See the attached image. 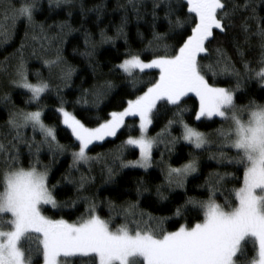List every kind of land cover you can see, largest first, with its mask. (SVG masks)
Listing matches in <instances>:
<instances>
[{
	"label": "snow or ice",
	"instance_id": "snow-or-ice-1",
	"mask_svg": "<svg viewBox=\"0 0 264 264\" xmlns=\"http://www.w3.org/2000/svg\"><path fill=\"white\" fill-rule=\"evenodd\" d=\"M142 3L143 0H127L122 7L130 8L140 19ZM39 4L40 0H18L17 6L13 0H0V46L14 39L20 21L28 26L34 25ZM78 6L82 19L86 20L82 0ZM75 7L76 0H48L50 11L64 8L69 18ZM102 7L98 5L93 9L98 18ZM161 8L163 17L157 12ZM261 13H264V0H153L150 15L156 51H152L147 60L142 59L143 53L129 51L115 66L133 89L143 76L153 75L148 70H157L155 78L140 89L141 94L128 99L122 110L109 112L102 122L97 118L94 127L86 126L67 110L63 98L55 109L63 129L73 138L72 147L76 149L71 152L70 167L88 165L90 170L93 162L99 163L109 180L114 175L115 166L145 171L151 168L153 149L158 143L170 145L169 151L174 150L178 141L190 145L193 150H209L206 148L211 144L208 134L184 122L185 98L190 95L199 99L195 113L197 121L219 118L227 124V128L216 130L219 146L209 159L230 170L210 174L204 186L207 199L186 196L168 218L158 219L143 212L137 214V206L129 204L120 213L125 222L114 225L111 211L115 205L109 201V219L102 218L95 200L83 195L86 183L90 182L83 175L78 182L67 180L69 184L76 183V198L59 201L56 195L59 182L50 184L49 169L41 167L40 161L44 147L53 155L66 150L57 139L56 125L46 124L43 120L41 98L50 91V83L38 71L33 73L35 83L29 79L23 42L13 54L14 63H9L5 57V61L0 62V88L25 90L29 94L26 104H36L37 109L25 111L13 107L4 125L6 131L0 132V264H264V103L255 99H249L245 105L236 103V94L242 91L244 81L255 79L264 89V15ZM161 19L166 23V33L155 31ZM127 22L125 15L116 29L117 38L124 35ZM56 27L60 31L53 39H59L61 43L65 35L76 31L67 20ZM43 28L41 25L42 32ZM236 29L245 44H249L253 37L258 38L256 66L244 59L239 45L237 52L241 57L243 75L222 48L215 49V64L204 63L210 59V41L220 37L227 40L229 33ZM170 35L177 40L175 45L165 42ZM84 36L85 45L91 43L94 50L90 34L85 31ZM44 39L49 38L45 36ZM100 42H113V37L101 29ZM152 48L153 43L149 42V50ZM85 54L91 56L93 52ZM44 63L51 71L53 66L60 65L61 60L58 56L56 60ZM71 75L72 70L67 69L61 78L67 81ZM219 75L236 77L235 86H218ZM114 87L111 81H105L94 90V106L98 107ZM0 101L11 103L6 90L0 93ZM77 103L86 106V95ZM163 112H171L172 118L156 137H150L149 128ZM129 117H138L139 135L129 134L110 153L112 166L104 154L89 155L92 145L115 138ZM175 125L180 127L179 137L171 135ZM29 128L33 134L30 138L25 135ZM37 133L42 137L39 142L36 141ZM21 145L27 149V166ZM131 149H138V160L123 158ZM161 157L163 159V153ZM189 157L179 167L169 164L162 169L163 185L156 186L161 200L168 199L161 192L162 187L168 191L182 189L186 192L188 178L199 171L198 157L192 152ZM226 180L237 183L238 187L230 190L232 199L225 198L220 204L217 202V188ZM146 191L143 182H138L137 196ZM81 200L87 204L86 215L75 221L64 219V209L74 208ZM189 206L199 210L195 222L179 223L174 230L164 227L166 220L185 217Z\"/></svg>",
	"mask_w": 264,
	"mask_h": 264
},
{
	"label": "trees",
	"instance_id": "trees-1",
	"mask_svg": "<svg viewBox=\"0 0 264 264\" xmlns=\"http://www.w3.org/2000/svg\"><path fill=\"white\" fill-rule=\"evenodd\" d=\"M17 3L18 0H13ZM153 0H143L141 4L140 19H137L136 13L130 8L122 7L126 5L127 0H82L84 11L87 13V19L83 20L79 4L81 0H76L77 7L72 9L71 18L68 17L67 11L64 8L50 11L48 8V0H40L39 9L35 13V23L28 26L24 21H20L15 32L14 39L9 44L0 46V62L5 61L8 57L9 63L15 62L17 49L20 48L21 42L25 47L23 55L27 61L29 69V79L36 82L33 75L35 72H40L41 75L50 83V91L45 93L41 98L44 105L43 120L46 124L56 125L57 139L60 144L66 146L63 153L55 155L50 154L47 147H44L40 153L41 167L47 166L49 169L50 184L59 186L56 190L57 199L61 202L71 201L76 198L75 191L76 183H67L68 179L78 182L83 175L90 182L86 183L83 195L89 196L95 200L97 204L98 214L104 219H109L110 209L108 202L111 201L115 205V209L111 211L113 224L119 225L125 222V217L120 214L122 210L127 208L129 204H135L137 214L140 212L151 214L154 218L172 217L173 209L182 204L186 196L194 197L198 200L207 199L205 195V184L209 181L210 174L217 172L223 173L229 171L227 167L218 165L216 160L209 159V156L217 151L219 145L206 147L209 150H193L190 145H186L183 141H178L174 150L169 151L170 145L166 143H158L153 149V165L147 171L140 168H123L114 167V175L111 180L108 179L106 170L99 163H92L89 170L88 165H80L77 168H71L72 158L71 152L76 150L72 147L73 138L63 129L60 124L58 113L55 109L59 106L60 98H63L65 108L73 112L86 126H96L97 118L102 122L107 118V114L111 111L122 110L126 106L125 102L128 99H134L136 95L141 94L140 89L148 81L155 78L157 70H148L153 75H145L138 81L135 89L132 88L128 80H126L116 69V65L121 63L125 54L129 51L143 53L142 59L147 60L152 51H156V41L153 40L152 11ZM239 2V0H237ZM98 5L103 7L99 10L98 18L96 9ZM158 14L163 17V8L157 10ZM127 16L128 22L124 25V35L116 37V29L121 25L122 18ZM264 15V13H261ZM68 21L73 29L69 35L63 37L64 42L59 39H53L60 31L56 27L59 23ZM43 25V32L40 26ZM106 31V34L113 37V42L101 43L100 31ZM87 31L90 34V41L95 44L94 50L92 44L85 45L84 33ZM155 31L157 33H166V23L161 19L157 22ZM67 32V29H65ZM27 33V36H25ZM47 36L49 39H44ZM35 37V38H34ZM235 37V40H233ZM127 41V43L125 42ZM149 42L153 43V48L149 50ZM169 45H175L176 39L170 35L165 41ZM237 45L240 51L244 53V59L251 61L252 66H256L258 58V38L253 37L249 44L244 43L243 36L236 29L229 33V38L225 40L220 37L210 41L209 60L204 63L215 64L217 56L216 48H222L236 69L243 75V66L241 57L237 52ZM92 51L91 56L86 55V52ZM35 53V54H33ZM59 56L61 63L59 66H53L51 71L45 66V61L56 60ZM72 70L70 79L65 81L62 79L64 71ZM209 79L211 77L209 76ZM236 77L228 75H219L216 83L221 87H234ZM105 81H111L115 87L104 97L102 103L98 107L94 106V96L92 93L98 89ZM7 91L11 103L0 101V132L6 131L4 127L7 120L8 112L13 107L16 109H24L25 111H34L37 109L36 104H26L29 94L23 89L16 88H0V93ZM87 98V105L77 103L82 96ZM187 103L184 105L186 111L183 114L184 122L191 127L203 133H212L221 128L222 123L219 118L213 120L195 119V113L198 111L199 101L194 95L185 98ZM249 99H255L258 103H264V89H261L255 79L243 82V89L236 94V103L245 105ZM172 118L171 112H163L160 118L153 121L149 129L148 135L156 137L167 123L168 119ZM138 117H129L125 122V127L122 128L115 138H108L102 144H94L89 150V155L96 156L104 154L107 158L109 166H112L111 152H114L117 146L126 140L129 134L139 135ZM25 135L31 137V129L25 130ZM172 137L180 136V127L175 125L171 129ZM42 139L39 133L36 134V141ZM170 139V138H169ZM21 150L24 157V164L27 166V149L21 145ZM227 151V149H225ZM198 157L199 171L195 176L190 178L186 185V192L182 189L168 191L166 187L161 188V192L168 197L167 200H161L156 193V186L163 185L164 175L162 169L166 165L179 167L188 161L189 153ZM163 153V159L161 157ZM232 155L231 152L228 153ZM123 158L127 160H138V149H131L125 152ZM118 164V162H117ZM214 178V177H213ZM138 182H143L148 191L141 196H137L136 188ZM238 187L237 183L226 180L222 186L217 188V202L224 203L225 198L232 199L230 190ZM87 204L81 200L76 203L74 208L64 209L63 218L70 221H75L79 217L86 215ZM50 215L52 213H49ZM59 218V217H58ZM199 218V210L191 208L187 215L179 220L169 219L165 221L164 227L169 230H174L179 223H192ZM130 219V218H129Z\"/></svg>",
	"mask_w": 264,
	"mask_h": 264
},
{
	"label": "rangeland",
	"instance_id": "rangeland-1",
	"mask_svg": "<svg viewBox=\"0 0 264 264\" xmlns=\"http://www.w3.org/2000/svg\"><path fill=\"white\" fill-rule=\"evenodd\" d=\"M197 99H198V98H197ZM198 101H199V99H198ZM202 119H203V118H202ZM222 127L227 128V124H223ZM149 129H150V128H149ZM148 132H149V131H148ZM206 134H208L209 139L211 140V144L208 145V146H206V147L219 145V139H218V137H217V135H216V131H215V132H212V133H206ZM140 169H141V168H140ZM142 170H144V169H142ZM196 174H197V173L193 174V176H195ZM193 176H190V177L188 178V180H189L190 178H192Z\"/></svg>",
	"mask_w": 264,
	"mask_h": 264
}]
</instances>
